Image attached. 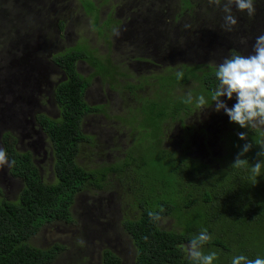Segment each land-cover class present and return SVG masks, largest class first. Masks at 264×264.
Returning <instances> with one entry per match:
<instances>
[{
	"label": "rangeland",
	"instance_id": "1",
	"mask_svg": "<svg viewBox=\"0 0 264 264\" xmlns=\"http://www.w3.org/2000/svg\"><path fill=\"white\" fill-rule=\"evenodd\" d=\"M81 1L86 4V0H0V148L15 142L17 151L29 152L46 183L54 181L51 145L36 117H59L53 90L64 73L53 62L56 55L85 45L97 57L110 59L120 73L112 76L113 81L111 76L100 74L90 81L88 74L94 68L76 61V70L91 84L85 92L87 104L105 109V114L90 112L82 119L81 131L92 139L80 145L79 165L87 169H96L102 163L120 166L124 158H135L138 150H145L148 164L156 165L158 153L157 147L151 146L153 140L142 144L143 138L153 139L156 133L151 129L143 132L146 123L141 121L143 101L155 98L159 90L154 75H162L167 67L196 62L216 67L235 52L233 49L246 55L247 48L249 54L256 37L264 34V0H254L255 13L251 17L233 5L232 14L238 22L231 31L224 27V0L221 6L209 0H110L99 8L98 20L87 11L88 7H81ZM111 6L131 19L146 17L141 30L130 33L114 27L115 23L104 28ZM140 80L142 88L134 92L136 95L126 89L128 83L137 85ZM192 88L196 85L189 81L175 93L186 95ZM221 99L228 107L235 103V97ZM188 108L192 113L195 106ZM214 109L213 102L203 110L197 108L185 122L182 115L180 119L192 125L190 132L195 133L188 137L184 156L204 158L217 167L219 156L225 153L222 137L230 121L223 110ZM168 126L171 128L162 146L170 149L172 156H180L183 152L177 135L181 139L186 133L176 121H168ZM203 129L206 134L200 132ZM148 153L154 159H149ZM10 168L0 169V200H17L23 187V180L12 176ZM126 177L123 174L120 180L111 173L105 188L79 192L71 206L72 222L43 225L32 237L31 243L37 247L62 248L49 264H100V252L105 248L117 254L122 264H135V248L122 222L137 218L140 209L130 189L131 184L136 188V182L127 183ZM158 225L180 230L173 215L163 217Z\"/></svg>",
	"mask_w": 264,
	"mask_h": 264
},
{
	"label": "trees",
	"instance_id": "2",
	"mask_svg": "<svg viewBox=\"0 0 264 264\" xmlns=\"http://www.w3.org/2000/svg\"><path fill=\"white\" fill-rule=\"evenodd\" d=\"M84 7H88L87 11L98 20L97 8L92 2H86ZM111 24L108 18L104 28ZM141 59L149 60L142 56ZM78 60L86 61L103 77L111 76V81L117 73L112 62L103 63L85 45L53 58L64 73V78L53 90L59 117L51 119L39 114L36 120L51 145L54 181L46 183L43 180L29 152L17 151L15 142L5 144L7 159L14 161L10 172L23 180V187L17 200H0V264H49L55 261L62 248L56 245L37 247L31 243L32 237L43 225L72 222L71 206L75 196L86 188H105L110 184L111 173L120 180L125 174L127 183L136 182V188L131 184L130 189L135 194L134 204L140 213L137 218L122 222L135 248V264H193L181 246H186L201 228H207L213 237L203 249L218 251L214 264H231L232 257L239 254L250 259L264 258V168L253 185L248 170L232 167L246 142L252 143V148L242 158H247L249 164L261 159L256 153L260 151L259 142L264 141L263 130L251 126L241 128L230 122L222 137L225 153L219 156L217 167L200 158L184 156L186 139H183L180 156H172L171 150L162 146L164 135L171 128L168 121L181 123L185 133V129L192 130V125L187 127L184 123L185 118L191 117L197 109L195 102L183 103L185 95L177 94L175 90L193 81L196 85L190 90L193 97L204 95L211 105L210 94L218 85L215 68L207 64H183L167 67L162 75H154L159 90L155 98L143 101L141 121L146 123L143 132L151 129L156 133L153 139L143 138L142 141L147 145L153 140L151 146H156L158 153L156 165H149L146 151L138 150L135 158H124L120 166L102 163L96 169H87L79 165L77 157L80 145L92 138L81 131V123L84 115L100 110L87 104L85 92L90 81L76 70ZM177 71L184 74L180 80L175 75ZM150 78H154L153 75ZM138 88H142V80L137 85L128 83L126 87L132 94ZM189 105L195 106L192 113ZM242 132L247 134V141L239 139L238 133ZM7 138L10 136L6 135ZM152 157L148 153V158L154 159ZM159 207L165 209L162 218L175 216L180 230L163 229L158 222L149 219L148 211ZM194 211L197 212L191 217ZM99 263L122 264V261L112 250L105 248L100 252Z\"/></svg>",
	"mask_w": 264,
	"mask_h": 264
},
{
	"label": "clouds",
	"instance_id": "3",
	"mask_svg": "<svg viewBox=\"0 0 264 264\" xmlns=\"http://www.w3.org/2000/svg\"><path fill=\"white\" fill-rule=\"evenodd\" d=\"M217 6H221V0H209ZM240 12H246L248 16L255 13L254 0H224L222 11L225 13L224 27L226 31H231L237 24L236 17L232 14V6ZM178 80L183 78V72L175 73ZM215 77L218 81L217 87L211 92V101L215 103V111L221 110L228 116L229 121L239 125L241 128H264V34L256 37L252 46V51L248 55L236 53L223 59L215 67ZM224 97L235 103L228 107ZM183 103L193 104L199 109H205L209 105L204 95L193 97L189 91L183 97ZM264 136V131L261 132ZM240 140L247 141L246 133H238ZM260 151L256 153L258 159L254 164H249L247 158H242L252 148V143L246 142L241 151L236 155L232 164L233 168H243L249 171L252 184L257 183V177L261 176V169L264 168V141L259 142ZM7 159L6 150L0 148V169L4 166H11ZM165 209L159 207L158 210H149V219L156 223L162 220L161 213ZM213 239L207 228H201L198 234L193 235L189 243L182 245L181 249L186 253L187 258L193 264H214L218 259V251L210 250L207 253L203 247ZM231 264H264V258L256 257L250 259L243 254L235 255L231 259Z\"/></svg>",
	"mask_w": 264,
	"mask_h": 264
},
{
	"label": "flooded vegetation",
	"instance_id": "4",
	"mask_svg": "<svg viewBox=\"0 0 264 264\" xmlns=\"http://www.w3.org/2000/svg\"><path fill=\"white\" fill-rule=\"evenodd\" d=\"M110 0H102V1H97V2H95V1H92V0H86L85 1V3L86 2H92L93 3V5L96 7V8H98L97 9V12L99 11V8H103V6L107 3V2H109ZM136 2V1H135ZM81 7L83 8V9H85V7H84V3L81 1ZM142 7V6H141ZM119 12H121L119 9H113L112 8V6L109 8V10H108V12L106 13V15H105V21L109 18L110 19V22H112V23H115L116 25H114V27H121L122 28V30H124V31H130V33H137V30H141V27H142V25H143V22H142V20L143 21H145L146 20V17L145 18H141L142 20H135V19H133V17L134 16H132V19H131V17H129V15H126V16H124L123 15V13L121 12V15L119 14ZM113 14H115V15H113ZM153 15L155 16V17H158V18H160L159 16H157L156 15V13H153ZM132 23H133V25H132ZM152 25H154L155 26V23L154 22H152L151 23ZM157 26V25H156ZM108 28V27H107ZM134 30V31H133ZM154 29H152V31H153ZM155 34H158V32H156ZM159 35V34H158ZM191 41V40H190ZM193 43V42H192ZM187 45H189V44H187ZM233 51H237L239 54H242V55H245V53H243V52H239L238 50H236V49H233ZM250 51H252V49H250ZM125 51H122V53H124ZM147 52H149L148 50H147ZM245 52H246V55H248L247 54V52H248V49L246 48V50H245ZM229 56V55H228ZM146 57V56H145ZM103 63H105V62H110L111 63V60L110 59H108V58H106V59H103V58H100V57H98ZM158 60V59H157ZM147 61V60H146ZM158 63H159V61H157ZM81 63H85V64H87V65H89L86 61H84V60H79L78 61V64H81ZM154 63V65L155 66H157L156 64H155V62H153ZM197 64H201L200 62H196ZM221 63V62H220ZM150 64H152V62L150 63ZM183 65V64H182ZM191 65H194V63H190L188 66H191ZM181 66V65H180ZM185 66V65H184ZM89 67H91L92 68V66H90L89 65ZM214 68H215V66H213ZM164 69H166V68H164ZM115 70H116V72H117V68H115ZM115 72V71H114ZM120 73H117V75H119ZM94 75H98L97 73H96V71H95V69H93V72H90L89 74H88V76H89V78H90V81H91V78L94 76ZM91 85V84H90ZM100 110V109H99ZM97 114H105V109H104V107H103V109L102 110H100V111H98V112H96ZM95 114V113H94ZM176 122H178V121H176ZM179 123V122H178ZM186 124V123H185ZM187 125V127H189V126H191V125H189V124H186ZM180 126H181V123H180ZM181 129H182V127H181ZM191 130H188V129H185L184 130V132L186 133V134H182V138L180 139V138H178V135H177V142L178 141H181V143H180V145H179V147H180V152H182L183 151V149H182V143H183V139H186V140H188V137H190L192 134H195L194 132H190ZM183 132V131H182ZM200 132L202 133V134H206V132H205V130L203 129V130H200ZM187 142V141H186ZM201 142H202V140H201ZM173 143H176V141H174ZM202 144H203V142H202ZM214 149H215V146H214ZM216 151L214 150V153H215ZM172 155H173V153H171ZM204 159V158H203ZM202 159V160H203Z\"/></svg>",
	"mask_w": 264,
	"mask_h": 264
}]
</instances>
